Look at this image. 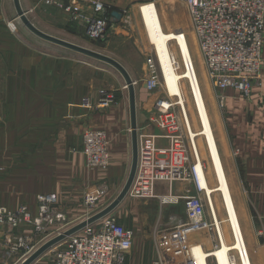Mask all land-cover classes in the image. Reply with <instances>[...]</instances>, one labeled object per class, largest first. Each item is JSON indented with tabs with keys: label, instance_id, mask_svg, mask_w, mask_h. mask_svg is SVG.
I'll return each instance as SVG.
<instances>
[{
	"label": "built area",
	"instance_id": "obj_1",
	"mask_svg": "<svg viewBox=\"0 0 264 264\" xmlns=\"http://www.w3.org/2000/svg\"><path fill=\"white\" fill-rule=\"evenodd\" d=\"M179 1L188 10L219 107L224 109L223 93L229 88L250 99L255 87H261L264 80V0ZM43 5L65 12L71 21L85 24L87 37L94 41L104 38L114 25L112 7L105 0H43ZM146 65L145 87L156 94L148 116L147 126L152 129H138V167L128 195L163 202L161 196H155L157 184L167 183L170 187L176 182L189 184L185 195L179 197L183 200V216L173 214L163 226L159 221L155 227L157 259L153 264H175L171 263L170 255L181 258L179 264H194L188 233L197 232L195 242L204 246L203 241L211 232L207 207L196 164L186 146L188 134L183 113L175 98L165 94L155 59L149 57ZM161 92L164 95L158 96ZM114 100V93L104 90L97 108L105 109ZM110 148L111 139L105 131H86L82 155L87 168L107 171L111 164ZM193 191L196 195H192ZM105 196V188L101 186L86 190L83 202L87 212L76 221H70L60 211L55 193L38 195L34 210L30 206L14 210L0 207V264L25 263L44 244L109 205L111 202H103ZM134 241V231L110 215L58 243L43 256L50 258L49 264H128Z\"/></svg>",
	"mask_w": 264,
	"mask_h": 264
},
{
	"label": "rangeland",
	"instance_id": "obj_2",
	"mask_svg": "<svg viewBox=\"0 0 264 264\" xmlns=\"http://www.w3.org/2000/svg\"><path fill=\"white\" fill-rule=\"evenodd\" d=\"M112 2H117L119 7L124 8L125 12L122 21L124 23L120 26L116 24L113 25L108 30L107 35L101 40H91L87 37V34L86 37H84L82 33V36L77 38L61 31L57 33V35H49L109 56L117 61L121 60L131 77L137 79H141L143 78V74L145 75L147 71V59L149 57L155 59L157 66H159L158 68H160L165 94L168 97L175 98L174 101H176L183 113V122L188 134L186 135L185 142L190 150L193 163L195 164L197 160L201 162L205 175L208 193H203L202 198L207 207V217L211 227V232L208 237L211 244L204 245V249L210 254L206 264H221L218 261L217 253L222 250L225 252L226 264H247V262L250 263V260L253 262L251 264H264L263 239L261 236H258L256 231L252 228L250 216L245 208L246 204L243 202L244 192L239 178V176L241 177V171L235 168L238 160L236 154L231 151L228 141L226 140L222 117L223 109L219 107L216 99L217 94L212 88L206 74L207 72L193 33V27L187 8L179 0H113ZM112 2L111 4L113 5ZM13 4L12 0H8L5 8L0 9V12L3 14V20L0 22V34H3L0 37L1 44L5 42L4 40L7 38L5 33L8 32L14 35L18 41L23 42L29 49L49 52L58 57L70 56L74 62L80 63L82 66L83 64L90 65L91 71L89 74H84V78H88V75H90L92 80L93 70H95L97 82L96 90L99 97L100 93L104 90L111 91L114 93L115 97L116 90L118 89H121L125 94L128 92L124 87L122 76L110 65L48 43L33 35L19 19ZM23 5L24 4H22L24 11L33 24L34 22H41L38 20L37 15H43L46 22L77 23L71 21L67 14V16H65V12L63 11L44 7L37 12L31 13L25 10V5ZM146 5H153L157 14L156 20L160 26L154 31L156 35L152 38L149 37L151 40L146 36L147 30L146 28L144 29L142 23L143 11H141V7ZM73 25H75V31H77L79 25ZM40 30L43 31L42 29ZM184 32H187V36L185 35V43H179L176 40L170 39L166 42L165 55L168 57L171 64L170 68L167 69L164 63V61H166L163 58L164 54L158 52L156 45L164 37ZM183 45L189 52V57H187V59L183 56ZM179 61L188 64L192 63L195 71V75L192 74L193 78H191L190 74L186 73L185 67L176 65ZM1 64L0 107L2 105H7L6 91L3 89V84L8 82L10 75L9 71L12 70L8 65L3 64V60ZM174 65L178 69L177 72H174ZM168 72L172 74L173 78L169 79L167 77L166 73ZM194 80L199 87V94L205 109L208 127L217 149V156L222 173V177L220 176V178L219 170L215 164L208 141L206 127L201 117V109L196 99ZM135 81L139 82V80ZM135 87L136 95L137 93L140 94V84ZM142 94L145 95L149 103L148 111H151L156 94L150 93L147 89H144ZM163 95L164 93L162 92L158 94V96ZM88 130L94 129H86L81 135V146L77 148L74 146L71 148L75 156H83V135ZM73 141L74 143L77 141L76 136H74ZM70 159L69 154L66 153L64 156V172L66 177H69L71 173ZM26 165H33V169L36 168L40 170V156H30L26 153L25 139L11 138L8 137L7 133L0 131V207H10L9 209L14 210L21 206H30L34 210L37 204V196L46 194L40 193L35 195V202H33V197H29L28 188L30 181L28 176H26L28 172L26 171ZM82 169L84 172L82 177H85L86 174L90 176L98 175L101 177L107 174L110 168L105 171V173L100 170H89L85 160V168L83 167ZM129 171L130 169L125 178L120 182L118 180H106L105 177L100 180L96 179L95 181H90L89 186L81 192L82 201L86 190L95 186H101L104 187L106 191L103 202H112L123 189ZM32 173L33 179H35V173ZM221 178L225 181L233 205L235 222H233L230 216L221 189ZM170 185L171 184L167 183L157 184L155 196H161L164 200L163 202L155 198L136 199L128 195L122 204L111 214L116 216L119 223L134 231L136 238L138 237L142 246L146 244L144 241L147 242V245L150 243V241H148L150 237L148 238L147 236L148 234L152 236V231L154 234L155 227L159 221L163 226V224L168 222L171 215L183 216V200L180 201L179 197L185 195L186 188H188L189 184L176 182L171 187ZM23 193L26 197H18L19 200L17 199V202L13 201L9 203V199L14 198L15 194L22 195ZM192 195H196V192L193 191ZM82 203L86 209L84 202ZM14 205L15 207H11ZM196 233L197 232L194 231L188 233L192 239V247L198 245L195 242V236L198 235ZM41 258H44V256H41L39 260ZM169 259L171 263L175 264H179L180 261H182L181 258L178 260L172 255L169 256ZM46 260H50V258H46Z\"/></svg>",
	"mask_w": 264,
	"mask_h": 264
},
{
	"label": "crops",
	"instance_id": "obj_3",
	"mask_svg": "<svg viewBox=\"0 0 264 264\" xmlns=\"http://www.w3.org/2000/svg\"><path fill=\"white\" fill-rule=\"evenodd\" d=\"M7 1L0 0V9L5 8ZM105 1L112 7V13L121 14L119 20L112 16L114 25L123 24L124 8L119 7L117 2H112L113 0ZM21 3L25 5V10L31 13L44 8L42 0H21ZM64 15L67 16L65 13ZM37 18L41 22H34L35 26L48 34L57 35L61 31L75 38L82 35L86 37L85 24L46 22L43 15H37ZM2 20L3 14L0 12V22ZM73 24L79 25L77 31ZM186 33L184 32L187 36ZM5 34L7 37L5 42L1 44L0 41V66L3 60V64L8 65L12 70L9 71L8 82L3 84L7 105L0 107V131L7 133L11 138L25 139L26 153L30 156H40V170L33 169V165H26L28 171L26 176L30 181L29 197L34 199V196L40 193H55L59 197L60 211L64 212L70 221L79 220L87 212L82 203L81 192L89 186V182L104 177L106 180L120 182L131 167L128 92L125 94L121 89L116 90L114 102L105 109H99L97 106L100 97L96 90L95 70L92 80L90 75L84 78V74H89L91 71L90 65L82 66L74 62L70 56L58 57L49 52L29 49L11 33ZM2 35L0 34V37ZM186 51L189 57V52L187 49ZM262 56L264 62V47ZM119 62L124 64L121 60ZM0 73H2L1 67ZM145 78L146 73L143 74V78H133V80L136 86L140 84L141 91L140 94L137 93L138 129L147 127L150 130L152 128L147 126L149 103L142 94V91L146 90ZM223 95L226 97L222 111L224 134L238 160L235 168L241 171L239 178L244 192L243 202L246 204L245 208L250 216L252 228L262 237L264 244V80L261 87H255L250 99L244 98L232 88L227 89ZM86 129L103 130L111 139L110 169L107 174H101V177L88 174L82 177L84 173L82 168H85L84 157L75 156L71 151L72 147L81 146V135ZM74 136L77 138L75 143ZM66 153L71 158L69 177H66L64 172ZM215 164L219 170V160L217 163L215 161ZM32 172L35 173V179ZM18 197L26 196L24 193L15 194L14 198L9 199V203L17 202ZM249 227L251 228L250 224ZM147 237H150L148 240L150 243L147 245L144 241L146 244L142 246L135 235L128 264H153L157 259L153 231L152 236L148 234ZM251 263L253 262L250 260L249 264ZM35 264H49V261L44 257Z\"/></svg>",
	"mask_w": 264,
	"mask_h": 264
},
{
	"label": "water",
	"instance_id": "obj_4",
	"mask_svg": "<svg viewBox=\"0 0 264 264\" xmlns=\"http://www.w3.org/2000/svg\"><path fill=\"white\" fill-rule=\"evenodd\" d=\"M14 7L16 10V13L23 23V25L36 37L57 45L59 47L68 49L72 52L78 53L80 55H83L85 57L98 60L100 62L106 63L113 67L123 78L125 83V88L128 91V97H129V110H130V120H131V144H132V162L131 167L129 171V175L127 178V181L119 193V195L103 210L95 214L94 216L90 217L87 220H84L83 222L79 223L78 225L74 226L73 228L67 230L65 233L61 234L60 236L54 238L53 240L47 242L44 244L39 250H37L25 263L23 264H33L35 263L41 256H43L49 249H51L53 246L57 245L58 243L64 241L68 237L80 232L85 227L95 224L96 222L106 218L107 216L111 215L126 199L128 196L131 186L134 182L137 167H138V119H137V95H136V84L133 81L130 73L128 70L122 65L119 61L103 55L101 53L95 52L93 50L81 47L79 45L70 43L68 41L59 39L57 37L51 36L43 31H41L39 28H37L28 18L26 12L24 11L22 7L21 0H13ZM112 16L119 20L121 19V14L118 12L112 13Z\"/></svg>",
	"mask_w": 264,
	"mask_h": 264
},
{
	"label": "bare ground",
	"instance_id": "obj_5",
	"mask_svg": "<svg viewBox=\"0 0 264 264\" xmlns=\"http://www.w3.org/2000/svg\"><path fill=\"white\" fill-rule=\"evenodd\" d=\"M141 9H142L141 11H143L142 23H143L144 29L146 28V30H147L146 35L148 36V38L149 37L152 38L153 36L156 35L154 31H156V29H158L160 27L158 25V23H157V20H156L157 19L156 18L157 14H156V12H155V10L153 8V5H146V6L141 7ZM193 33H194V29H193ZM194 36H195V33H194ZM168 39L176 40L179 43H184L185 42V34L184 33H179L178 35H170L168 37H164L161 41H159L157 43L156 46H157L158 52H162V54H164L163 58L166 60V61H164V63L166 64L165 66H166L167 69H169L170 65H171L170 61L168 60V57L165 55V53H166V42H167ZM195 39H196V36H195ZM149 40H151V39L149 38ZM183 50H184L183 56L187 59L188 53H187L186 48H185L184 45H183ZM202 61H203V64H204L203 58H202ZM176 65H178V66L182 65L183 67H185L184 69H185L186 73L190 74L191 78H193V75H195L192 63L188 64L186 62L179 61V63H177ZM204 67H205V64H204ZM177 70L178 69L174 65V72H177ZM166 74H167V77L169 79L173 78L171 73L168 72ZM194 91L196 93V99H197L198 105H199V107L201 109V117H202V120L204 121V124H205V127H206V132H207V136H208V141L210 143L212 155L214 157V160L217 163L218 162L217 151H216V148H215V145H214V141H213L211 132H210L209 127H208V123H207L208 120L206 118L205 110H204V108L202 106L201 97H200L199 90H198V87H197V83H196L195 80H194ZM195 164H196V169H197V173H198V176H199L198 178H199L202 194L203 193H208V188H207V184H206V180H205V175H204V171H203V168H202V164L198 160L195 162ZM219 171H220V176L222 177L220 167H219ZM221 189L223 191V194H224V197H225V201H226L230 216H231L233 222H235L233 205H232V202H231V199H230V196H229V193H228V190H227V187H226V184H225V181H224L223 178H221ZM203 244L204 245H208V244H211V242H210L209 239H206V240L203 241ZM223 251L224 250L219 251L217 253V257H218V261L221 264H226L225 252H223ZM209 255L210 254L204 249V246H200V245L193 246V253L191 254V258H192V261H193L194 264H206V261H207V258L209 257ZM247 264H249V263L247 262Z\"/></svg>",
	"mask_w": 264,
	"mask_h": 264
}]
</instances>
